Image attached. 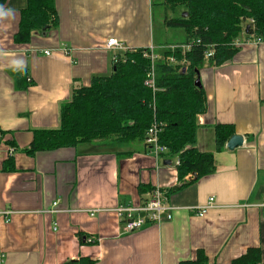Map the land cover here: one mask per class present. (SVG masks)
Instances as JSON below:
<instances>
[{
  "label": "crops",
  "instance_id": "0c3cea01",
  "mask_svg": "<svg viewBox=\"0 0 264 264\" xmlns=\"http://www.w3.org/2000/svg\"><path fill=\"white\" fill-rule=\"evenodd\" d=\"M162 2L166 32L164 19L175 16L166 15ZM53 4L57 26L33 32L25 44L15 43L14 35L27 0L3 5L14 9L15 18L0 20V264H78L81 258L94 264H178L193 260L199 250L208 264H231L255 247L264 264V42L242 35L229 61L217 67L205 62L198 70L207 110L198 117L194 147L214 155L210 176L192 182L188 174L179 181L176 159L156 160L144 144L92 142L28 155L34 131L58 128L60 108L73 90L112 73L116 52L105 49L109 39L159 55L184 38L154 40L153 0ZM13 61H22L23 68ZM217 125L232 126L242 146L230 151L227 141L216 152ZM8 160L12 171H4ZM182 184L166 195L175 208L170 222L122 233L114 209L139 204L146 194L139 187L166 194ZM210 198L213 207L196 216L195 208ZM92 210L98 212L90 216Z\"/></svg>",
  "mask_w": 264,
  "mask_h": 264
},
{
  "label": "trees",
  "instance_id": "16d2710c",
  "mask_svg": "<svg viewBox=\"0 0 264 264\" xmlns=\"http://www.w3.org/2000/svg\"><path fill=\"white\" fill-rule=\"evenodd\" d=\"M5 1L0 0V5ZM162 5L167 10H180L174 18L164 19L167 28L180 30L184 35L176 46L191 43L192 47L184 53L180 48L158 51L161 59L155 64L156 91L153 93L144 86L149 62L142 57V50H128L117 56L109 76L93 77L88 87L72 91L70 100L60 108L58 128L34 131L28 155L92 142H105L113 147L144 144L146 132L156 124L158 144L166 149L163 156L178 162L179 181L188 174L193 175L194 182L214 173V155L200 153L194 147L198 117L207 110L203 88L194 85L196 72L205 62L217 67L229 61L238 51L233 43L242 35L245 41L264 42V0H163ZM56 26L53 0H27L14 42L28 43L33 32ZM209 46L213 56L205 60ZM168 58L175 63H168ZM183 61L185 66L181 65ZM214 132L215 151L221 152L234 135L233 128L217 125ZM4 171H12V165ZM184 186L174 187L166 195ZM152 189L143 186L138 191L144 195ZM260 262L261 250L255 247L247 249L231 264ZM78 264L94 261L81 258ZM178 264H208V259L199 250L193 260Z\"/></svg>",
  "mask_w": 264,
  "mask_h": 264
},
{
  "label": "built area",
  "instance_id": "2783aa9c",
  "mask_svg": "<svg viewBox=\"0 0 264 264\" xmlns=\"http://www.w3.org/2000/svg\"><path fill=\"white\" fill-rule=\"evenodd\" d=\"M199 44V41L195 42ZM253 43H257L253 41ZM235 47L241 46L242 42L236 40L234 43ZM191 43L182 45V46H173L169 49L171 51L180 48L182 52H188L191 49ZM105 49L113 51L116 53L112 56V63L114 64L117 61V56L124 54L128 51L124 46L118 43L115 39H109L105 44ZM142 50V57L149 62V70L145 76L144 86L150 89L153 93L156 91L155 88V64L161 59V56L155 53L153 48H145ZM62 52L65 55L69 54V49L64 46ZM46 56H49V52H44ZM213 56V50L209 46L207 51L204 54L205 60L210 59ZM168 63L174 64L172 58L166 60ZM185 61L181 65L185 66ZM185 69V67H184ZM27 83H30V80L26 79ZM158 129L156 124H153L145 134L144 144L149 152L153 155L156 160H161L162 155L165 154L166 149L158 144ZM1 138V137H0ZM13 153V150L9 149V154ZM176 166L178 162L176 161ZM175 166V167H176ZM214 199H208L207 203L203 207L195 208L194 212L198 217H204L206 212L213 207ZM58 201L52 203L51 212H56L58 207ZM264 207V206H262ZM175 211V208L168 202L166 194L163 190L159 188H153L152 191L145 194L144 198L139 201V204L134 205L131 203L120 204L115 209L114 212L117 216L118 222L120 223L121 230L123 234H131L137 231L142 230L144 227L149 226L150 224L160 225L164 222H170L172 220V214ZM98 211L92 210L90 216H93L94 213ZM8 212L3 213L7 215Z\"/></svg>",
  "mask_w": 264,
  "mask_h": 264
},
{
  "label": "rangeland",
  "instance_id": "374dc122",
  "mask_svg": "<svg viewBox=\"0 0 264 264\" xmlns=\"http://www.w3.org/2000/svg\"><path fill=\"white\" fill-rule=\"evenodd\" d=\"M161 0H153L154 2V15H153V37L156 42L166 41L167 43H175L179 42L183 38V34L180 30L169 29L170 31H164V27L162 25V14L159 7V3ZM174 13V14H173ZM177 16L178 10H167L166 15L168 17H172L171 15Z\"/></svg>",
  "mask_w": 264,
  "mask_h": 264
},
{
  "label": "water",
  "instance_id": "95a60500",
  "mask_svg": "<svg viewBox=\"0 0 264 264\" xmlns=\"http://www.w3.org/2000/svg\"><path fill=\"white\" fill-rule=\"evenodd\" d=\"M248 29H249V27L246 28V31H247ZM44 30H45V29H44ZM196 73H197V78H196V80H195V82H194V85H195L196 87L200 88V87H201V84H200V79H199V73H198V71H197ZM242 144H243V138H242L241 136H232V137L228 140V142L226 143V148H227V150L232 151V150H234V149H236V148H238V147H241ZM165 163L169 164V162H164V164H165Z\"/></svg>",
  "mask_w": 264,
  "mask_h": 264
},
{
  "label": "clouds",
  "instance_id": "9594fccd",
  "mask_svg": "<svg viewBox=\"0 0 264 264\" xmlns=\"http://www.w3.org/2000/svg\"><path fill=\"white\" fill-rule=\"evenodd\" d=\"M15 18V11L12 8H6L3 5H0V20L5 19H14ZM15 68L22 69L23 62L22 61H13L12 62Z\"/></svg>",
  "mask_w": 264,
  "mask_h": 264
}]
</instances>
